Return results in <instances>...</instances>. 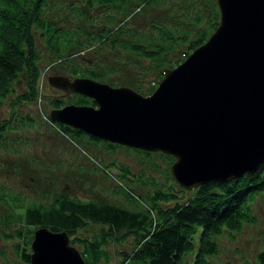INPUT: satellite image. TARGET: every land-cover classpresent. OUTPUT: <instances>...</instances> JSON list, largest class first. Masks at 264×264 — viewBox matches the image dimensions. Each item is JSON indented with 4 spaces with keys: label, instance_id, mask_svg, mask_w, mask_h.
<instances>
[{
    "label": "trees",
    "instance_id": "16d2710c",
    "mask_svg": "<svg viewBox=\"0 0 264 264\" xmlns=\"http://www.w3.org/2000/svg\"><path fill=\"white\" fill-rule=\"evenodd\" d=\"M60 1L65 4L63 0ZM84 1L87 6L104 3L109 9L108 13H105L102 28L90 31L81 25L68 27L62 23L57 24L52 17H46L45 13L49 3L54 0H0V106L3 99H7L11 105L10 118L0 119V136L7 141L11 137L6 134L5 128L19 129L25 124H31L30 115L18 114L16 107L21 101H31L38 95V79L43 73L42 54L36 45L39 35L53 57L50 64L55 63L60 72L69 76L88 75L102 81L110 80L112 85L121 84L116 74L113 78L107 75V72L116 71L115 66L108 60L111 51L114 55L119 48L120 51L128 50L143 58L153 59L157 78L147 85L145 92H141L147 93L155 89L167 62L168 66H176L180 59L206 39L210 30L219 22L217 0H211L210 8L215 12L212 16L209 15L207 27L199 29L197 34L191 37H188L186 29L184 34L177 32L184 29L181 24L172 28L168 23L157 21L151 26L154 29L151 31L140 28L143 27L142 24L133 23V12L139 11L146 3H159L160 0H135V7H131L134 0ZM187 1L196 3L194 0ZM71 4H65V7L77 10ZM126 4H129V9ZM111 7L120 17L114 12L110 13ZM183 9L182 15L186 14V6ZM192 20L196 23L201 20L200 11L196 10ZM179 42L187 46L183 50L180 49L177 56L167 57L166 48H173ZM166 43H169V46H166ZM103 45H107L111 50H105L103 58L93 57L92 53L102 52ZM161 54L164 55L163 58ZM121 70L120 74H128L126 69ZM21 78L23 82L18 83ZM14 83L20 84L18 88ZM62 89L59 88L61 91ZM138 90L141 91L140 88ZM63 91L62 96L59 93L52 97L49 101L50 108L62 106L66 102H96L78 91ZM47 119L51 123L59 124L58 128L63 132L85 134L95 142L101 140L108 143V147L123 144L105 141L56 119ZM1 142L5 145L4 140ZM130 147L146 154L154 150ZM154 151L161 152L166 160L174 158L172 153L169 154L165 150ZM95 163L97 166L94 167L111 183L114 192L124 195V202L105 199L100 196L101 193L97 196H82L62 188L46 198L40 194L34 197L10 187L7 183H0V205L6 208L0 209V225L15 223L16 219L22 221L26 227L25 232L20 226H16L13 234L27 238L25 244L30 241L31 234L39 225L50 227L52 230L64 229L70 235V242L81 246L79 250L86 264L113 260L108 245L112 242L122 243L126 237H130L129 248L119 251L114 249L115 255L120 257L115 264H211L209 255L218 253L220 243L217 239L220 234L232 236L243 226L257 222L251 201H254L258 192H264V159L254 169H247L233 178L225 181L207 180L191 189L180 186V191H177L171 182H157L154 175L146 177L143 171L135 174L123 163L117 164L113 160L106 161L99 157ZM165 172L167 179L172 180L169 166L165 167ZM137 181L147 185L148 189H145L144 193L135 190ZM185 190L187 193L181 198ZM90 223L98 225V229L86 235L81 229H85ZM1 232L4 236L8 233L5 230ZM15 249L24 261H29L30 252L26 251L24 245L17 243ZM189 255L191 257H188ZM254 262L264 264V247L257 251Z\"/></svg>",
    "mask_w": 264,
    "mask_h": 264
},
{
    "label": "water",
    "instance_id": "95a60500",
    "mask_svg": "<svg viewBox=\"0 0 264 264\" xmlns=\"http://www.w3.org/2000/svg\"><path fill=\"white\" fill-rule=\"evenodd\" d=\"M218 23L147 93L88 75H48L95 104L66 102L51 119L111 142L173 154L181 187L225 181L264 159V0H217ZM29 264H86L64 229H34Z\"/></svg>",
    "mask_w": 264,
    "mask_h": 264
},
{
    "label": "rangeland",
    "instance_id": "374dc122",
    "mask_svg": "<svg viewBox=\"0 0 264 264\" xmlns=\"http://www.w3.org/2000/svg\"><path fill=\"white\" fill-rule=\"evenodd\" d=\"M63 1L67 6L72 3L71 5L77 10L65 7V4L60 0H54V2L52 0L53 3H49L48 9L45 12L47 14L46 17L50 16L57 24L62 23L68 27L81 25L90 31L102 28L106 17L105 13H108L107 10H109L104 3L87 6L84 0ZM186 1L160 0L159 3L149 5L146 3L139 11L136 10V12L132 13V21L138 25L142 24L143 27L140 28L151 31H154L151 26L157 21L159 23H168L172 28L177 24H181L184 29H179L177 32L184 34L186 29L188 37H191L196 35L199 29L207 27V23L209 22L208 17L209 15L212 16L215 10H211L210 8L212 5L211 0L208 2L194 0L196 3L192 1H187L186 3ZM112 5L114 6V4ZM128 5L126 4L127 9H129ZM134 5L135 0L131 7ZM181 6L183 8L186 6V14L184 15H182L184 9ZM196 10L200 11L201 17V20L197 23L192 20V17L196 14ZM112 12L117 17H120L113 7H111L110 13ZM45 13L44 15H46ZM36 40L38 41L36 42L38 51H41L42 54L41 71L43 72L38 79V95L31 101H21L16 107L18 114L30 115L31 124H25L19 129L12 127L5 128L4 131L11 137L8 141L6 138L0 136V145L2 146L0 147V183H7L10 187L17 188L21 192L28 193L34 197L40 194L46 198L52 192L62 188L82 196L92 194L97 196L101 193L100 196H103L105 199L124 202V195L118 192L115 193L111 183L105 179L106 177L99 169L94 167L97 166L95 160L99 157L106 161L113 160L117 164L123 163L124 165H128L135 174L143 171L146 177L154 175L157 182H171V185L177 191H180L178 182L173 178L169 180L166 177L167 172H165V167H168L172 163V160H166L160 154L161 152L153 150L146 154L144 151H138L130 146L126 147L123 144H116L113 148L108 147V143H103L101 140L95 142L90 140L85 134L80 135L63 132L58 128L59 124L48 121L47 115L49 114L47 112L50 108L49 101L55 94L58 95L60 93L62 96L64 91L63 89L61 91L59 88L50 85L47 81V76L54 72L59 74L62 71L60 72L58 70L55 63L52 62L50 64L53 57L49 53L50 51L47 50L42 37L39 35ZM157 42L159 41L157 40ZM165 45L169 46V43ZM186 46L179 42L173 48L171 46L167 47V57L177 56L179 50H183ZM102 48H104L102 52L96 51L92 53L93 57L98 59L103 58L106 52L105 50H111L107 45H103ZM117 49L119 50V48ZM118 50L114 55H112L111 51L110 57L108 58L109 63L113 67L115 66L116 71L111 73L107 72V75L109 74V78H113L116 74L121 84L128 83L133 88L137 87L138 89L140 88L141 92H145L147 85L157 78V70L153 66L154 60L149 57L143 58L136 52ZM124 54L126 56L123 57ZM163 57L164 55L161 54V58ZM166 64L168 66V62ZM61 68L59 67V69ZM118 69H126L128 74L126 72L120 74ZM106 76L104 77L105 79ZM17 82H23V78ZM18 83H14L16 84V88L20 85ZM10 106V102L7 99L2 100L0 119L10 118ZM2 140L5 141V145L1 142ZM112 167L115 170L113 165ZM136 183L134 186L137 192L144 193L145 189H148L146 184L142 185L138 181ZM185 191L181 198L185 197L187 190ZM251 206L257 222L243 226L232 236H227L226 233L220 234L217 239L218 243H220L218 253L216 255H209L211 264H246V262L255 264L254 260L257 251L261 247H264L263 191L258 192L254 196V201H251ZM0 209L5 210L6 208L0 205ZM16 226H20L21 230L25 232L26 227L22 221L17 219L15 223L5 226L0 225V264H29L22 259L20 253L15 249V245L17 243L20 246L24 245L26 251L30 252V243H32L31 238L33 234H31L30 241H27V244H25L26 242L24 241L27 238L23 239L21 236L13 234ZM97 227L98 225L90 223L89 226L81 230L88 235L93 230H97ZM1 230H5L8 233L4 236ZM124 239L122 243L112 242L108 245L110 249L109 253L113 260L109 262L102 260L100 264H115L117 260H120L119 255H115L114 249L119 251L127 248L130 245V237ZM75 245L79 249L81 248L78 243H75ZM188 257H191V255Z\"/></svg>",
    "mask_w": 264,
    "mask_h": 264
},
{
    "label": "bare ground",
    "instance_id": "6f19581e",
    "mask_svg": "<svg viewBox=\"0 0 264 264\" xmlns=\"http://www.w3.org/2000/svg\"><path fill=\"white\" fill-rule=\"evenodd\" d=\"M161 78H163V72H162V76H161ZM161 78H160V79H161ZM160 79H159V80H160ZM159 80H158V81H159ZM157 83H158V82H157ZM157 83H156V85H157ZM120 85H123V84H120ZM156 85H155V86H156ZM136 89H137V88H136ZM227 179H228V178H227ZM225 180H226V179H225Z\"/></svg>",
    "mask_w": 264,
    "mask_h": 264
},
{
    "label": "flooded vegetation",
    "instance_id": "af4514ba",
    "mask_svg": "<svg viewBox=\"0 0 264 264\" xmlns=\"http://www.w3.org/2000/svg\"><path fill=\"white\" fill-rule=\"evenodd\" d=\"M29 262V261H28Z\"/></svg>",
    "mask_w": 264,
    "mask_h": 264
}]
</instances>
